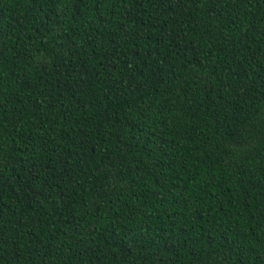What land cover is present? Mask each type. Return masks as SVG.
Here are the masks:
<instances>
[{
	"label": "trees",
	"instance_id": "16d2710c",
	"mask_svg": "<svg viewBox=\"0 0 264 264\" xmlns=\"http://www.w3.org/2000/svg\"><path fill=\"white\" fill-rule=\"evenodd\" d=\"M0 264H264V0H0Z\"/></svg>",
	"mask_w": 264,
	"mask_h": 264
}]
</instances>
